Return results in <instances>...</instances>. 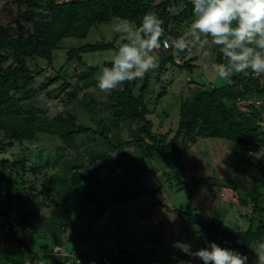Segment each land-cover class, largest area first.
Returning a JSON list of instances; mask_svg holds the SVG:
<instances>
[{"label": "trees", "instance_id": "1", "mask_svg": "<svg viewBox=\"0 0 264 264\" xmlns=\"http://www.w3.org/2000/svg\"><path fill=\"white\" fill-rule=\"evenodd\" d=\"M5 6L6 8L1 10L2 16L6 15L8 9L13 16L5 21L0 18V151L15 147L17 142L22 144L26 141H38L42 125L53 127L55 135L64 142V146H60L57 152L55 165L60 167L62 175L52 179L54 185L50 196L51 203L67 207L74 215L73 221L70 220L73 224L87 219L86 228L90 233L110 207L92 181L98 180L97 174L107 166H112L116 151L119 152V156L114 159V164L124 167L128 161L126 150L132 144H143L149 153H156L164 160L171 169L170 178L176 182L178 190H185L187 194L185 209L167 207L170 212L180 216L187 225L184 228V232H187L182 235L187 237L198 235L197 249L206 247L209 242L214 241L247 257L252 244L264 238L263 219L255 228L251 224L248 228L242 229L227 224L221 218H206L198 213L194 206L193 188L201 185L202 179L194 177L191 182L188 181L183 157L199 138L217 137L233 143V152L240 156L238 162L247 161L261 165L257 152L264 149V74H236L223 85L204 89L192 99H182L178 128L175 131L171 129L163 132L155 131L153 122L148 117L152 112L145 99L149 88V72L143 79L125 81L110 90L108 100L105 102L90 99L84 103V108L89 114L103 115L99 118L100 127L93 129L81 123L78 116L67 110V107L73 95L97 86L96 76L100 67L108 65L109 61L97 66L91 65L84 59L83 54L116 50L121 43L117 44L116 40L103 41L70 48L67 51V64L57 69L53 64L61 42L69 37L86 38L95 26L112 21H127L136 26L145 13L154 12L163 21L164 34L160 38V44L165 40L172 44L169 49H163L164 51L156 49L160 54L159 65L166 67L171 63L181 68H192L195 65L193 62L198 58L197 55H193L195 51L192 48L179 50L182 62L178 63L175 60L178 51L174 46L177 39L189 36L186 32L193 18L190 0H9ZM216 49L215 60L218 64L222 62V56L217 46ZM31 60H41L46 62V65L34 71L30 65ZM72 62H78L82 72L75 84L68 80L66 75V68ZM47 71H53L55 75L50 74L48 81L40 82L36 86L37 77ZM59 81H63L65 89L73 86L74 90L68 94L69 99H62L61 109L50 117L48 110L44 111L39 107L37 100L44 92L47 98H52L51 87ZM138 85L140 93L136 94L135 88ZM255 97L263 100L260 108L253 104H249L246 109L240 107L241 102ZM105 112L110 115L109 118H106ZM127 124L133 125L129 139L122 135L118 137L113 135V130ZM91 134L102 137L105 148L99 151L93 149V158L90 161L93 169L88 173L84 161L78 162L80 154L74 158L67 156L65 151L69 148L77 150L79 146L76 138ZM251 149L254 150L253 153H250ZM11 164L17 169L18 175L20 167L26 171L21 161H14ZM11 164L8 161L0 164V181L1 171ZM83 168L86 175L82 173ZM12 174L11 172V176ZM15 183V178L8 180L7 200L0 191V225L7 226L10 235L33 252L35 264H44L40 261L39 252L33 249V243L24 241L16 232L11 210L17 201H21L22 206L28 204L31 207L28 216L30 221L25 218L20 222L23 225L28 223L32 235L46 226L45 217L34 199L24 200L22 191H14ZM97 183L102 184L100 181ZM262 187L264 170L260 179H254L251 190L244 196L236 192L229 196L231 199L228 198L242 206L251 205L253 215L259 214L262 217L264 215V206L261 205L264 196ZM34 188L32 186L31 189ZM160 189L161 186L157 189L147 187L145 191L153 193L156 197ZM156 203L162 206L157 198ZM90 213L94 214L92 220L85 218ZM55 225L57 224L48 225L53 231L54 242L56 245L63 244L65 226ZM87 235L77 237L78 243L80 244ZM2 240L1 236L0 241ZM43 247L50 249L47 244ZM54 247L49 250L52 252L49 255L53 260L45 264H67V259L70 258L53 254ZM137 255L138 252L135 250L121 249L119 255L112 259V264H130L129 262L137 260ZM196 261L202 264L200 260Z\"/></svg>", "mask_w": 264, "mask_h": 264}, {"label": "rangeland", "instance_id": "2", "mask_svg": "<svg viewBox=\"0 0 264 264\" xmlns=\"http://www.w3.org/2000/svg\"><path fill=\"white\" fill-rule=\"evenodd\" d=\"M8 2L9 0H0V18L2 21L9 20L13 16L10 13V9L6 10V15L2 16L1 14V10L6 8L5 5ZM177 12L178 10H176ZM118 23L123 22L112 21L99 24L90 31L86 38L69 37L64 39L61 42V47L56 51L54 67L59 69L67 64V51L70 48L79 47L85 43L115 40L117 44H120L123 40V34L114 30ZM186 35L188 36L189 33ZM205 38L209 39L208 37ZM192 49L195 51L193 55L198 56L197 60L193 62L195 65L192 68H181L169 63L166 67L159 65L157 69L150 71L149 88L145 99L152 111L148 117L153 122L155 131L165 132L171 129L175 131L178 128L182 99H192L204 89L227 83V80H220L215 72L217 49L215 45L211 44L210 39L209 44L203 49L199 46H195ZM176 50L179 53L177 52L175 56L181 57L180 51L177 48ZM114 51L111 49L87 52L83 54V57L91 65L97 66L110 61ZM153 54L157 58L160 57L159 51L155 50ZM30 62L34 71L46 65V62L41 60H31ZM66 70L68 80L75 84L80 73H82L80 64L72 62ZM50 74L55 75V72L47 71L40 74L37 77L36 86L40 82L48 81ZM62 84L63 81H59L51 87L53 89L52 98H47L44 92L43 96L37 100L39 107L43 108L44 111L47 109L50 117L61 109L62 99H69L68 94L74 90L73 86L65 89ZM139 90L140 85L135 88V93H140ZM109 93L110 90L101 91L98 86L81 90L78 94L71 97L67 110L76 114L81 123L97 129L100 127L99 118L103 115L89 114L84 108V103L90 99L105 102L108 100ZM239 105L243 109L248 107L246 101L241 102ZM104 115L106 118L110 116L106 112ZM42 126L45 129L42 128V131L39 132L38 141H26L22 144L17 142L15 147L7 148L4 152L0 151V164L5 161L10 162V164L14 161H21L26 167V171L21 170L22 167L19 168L20 175L16 174L17 169L12 164L8 168L4 167L1 171L0 191L4 198L8 199L6 196L8 180L15 178L14 191H22L24 200L34 199L38 209L45 217L46 226L41 228L40 232L32 235L29 232L28 223L26 222L23 225L20 222V220H25V218L30 221L28 216L31 207L28 204L22 206V202L17 201V204L11 210V219L16 224V232L19 233L24 241L33 243V249L39 252V258L42 263L45 264L53 260V257L49 255L52 252L49 250L56 243L54 242L53 231L48 225L57 224L55 226H65L66 229V232L62 235L63 244L59 245L64 248L65 252L68 249H73L71 252L74 255L83 253L87 256L95 254L97 256V253L102 249L103 255L110 254L115 257L119 255L121 249H124L138 252L137 260L129 262L130 264H198L195 258L185 255L173 246L175 241H183L189 243L194 251L199 247L196 240L198 235L163 241L161 244H158L157 241L147 243L137 240L139 233L137 229L138 217L140 211L142 212L143 204L146 203V208L144 207L146 216L148 212H151L152 208L155 209L158 205L156 203L158 195L154 197V194L146 192L145 188L157 189L161 186L164 197L166 196L172 205L185 209L187 204L185 190H178L176 182L170 178V167L158 154L149 153L143 144L135 143L126 150V159L128 161L124 164V167H118L114 164V159L119 156V152L116 151L114 153L112 166H107L100 174H97L98 180L92 181V184L98 188V191L103 196L105 203L110 207L89 233L86 228L87 219H84V222L79 221L73 224L70 220L73 221L74 215L67 207L51 203L50 196L53 193L54 185L52 179L62 175L60 167L55 164L58 148L64 146V142L55 135L53 127L49 125ZM132 128V124L121 126L119 129L113 130V135L115 137L122 135L124 138L129 139ZM76 143L79 146L77 150L69 148L65 152L67 156L74 158L80 154L81 157L78 162L84 161L88 173H91L93 167L90 161L93 158V149H96V151L97 149L98 151L104 149V140L100 136L91 134L79 136L76 138ZM232 144V142L224 138L202 137L184 155L183 163L187 168L188 181L191 182L194 177L202 179L201 185L193 188L194 206L196 211L203 214L206 218L215 216L223 219L227 224L239 226L242 229L248 228L251 224L255 228L261 219L264 221V215L262 217L259 214L254 216L251 205L242 206L238 203H230L229 196H233L236 192H238V195L244 196L247 191L251 190L254 179H260L264 170V149L261 152H257L262 162L261 165L247 161L240 163L238 162L240 156L233 152ZM84 170L83 168L82 173L85 174ZM11 172L13 173L12 176ZM97 181L102 184L99 185ZM96 183L97 185H95ZM32 186L35 187L34 190L31 189ZM144 193L146 196H143ZM164 197L162 195L161 198L163 199ZM261 200V205L264 206V196ZM162 214L166 216L165 221L169 224L176 223L174 220L169 219L173 218L171 215L169 217V213ZM85 218L92 220L94 219V214L90 213ZM186 226L183 222V225L179 228L182 233L187 232H184ZM120 227L126 228L124 229L125 232ZM146 230L148 233L153 234L151 228L148 227ZM156 230L158 233L162 232L160 227ZM190 231L192 232V230ZM85 234L88 235L79 244L76 238ZM1 236L3 240L0 241V264H35L33 252L21 245L19 240H15L10 235L7 226L2 224L0 225ZM46 244L49 245L50 249H44L43 246ZM159 251L160 253L156 255L155 252ZM162 254L164 255L163 259L160 257ZM259 256L264 257V238L252 244L247 254V264H257ZM157 258L160 259L158 260ZM82 261L80 264H86L84 259ZM67 264H74V262L67 261Z\"/></svg>", "mask_w": 264, "mask_h": 264}, {"label": "clouds", "instance_id": "3", "mask_svg": "<svg viewBox=\"0 0 264 264\" xmlns=\"http://www.w3.org/2000/svg\"><path fill=\"white\" fill-rule=\"evenodd\" d=\"M192 20L188 37H180L174 46L190 50L209 44L219 48L222 62L215 65L220 80L236 74H264V0H190ZM163 21L154 12L145 13L140 23H118L115 31L123 40L106 66L96 76L101 91L113 90L125 81L143 79L159 67L154 51L164 34ZM175 248L202 264H247V257L212 241L206 247L192 250L191 245L175 241ZM257 264H264V257Z\"/></svg>", "mask_w": 264, "mask_h": 264}, {"label": "crops", "instance_id": "4", "mask_svg": "<svg viewBox=\"0 0 264 264\" xmlns=\"http://www.w3.org/2000/svg\"><path fill=\"white\" fill-rule=\"evenodd\" d=\"M159 50L164 51L161 47L159 48ZM139 192H142V191H139ZM160 194H162L164 197V194H163L161 189L158 191V194H157L158 200L162 203V205H164V206L166 205V207L157 205V207L155 209L152 208L151 212H148L147 213L148 215L146 216V213H144L145 208H146L145 207L146 203H145V204H143L142 212L140 211V215L138 217L139 221H138L137 229H138L139 233L137 236V240H139L141 242L145 241V242L149 243V242L157 241L158 244L159 243L161 244L163 241L166 242L168 240L180 239V238L187 237V236L182 235V231L179 229L183 225L182 218L180 216L170 212L167 209V206L170 208H173V207L176 208V207L174 205H172L170 201L167 200L166 196L162 199L161 198L162 195L159 196ZM143 196H146L145 193L143 194ZM230 203H231V201H230ZM154 211H155V213H154ZM152 212H153V214H152ZM158 212L161 214H159ZM162 213H164V214L169 213L168 214L169 217H171V216L173 217V218H169V219L174 220V222H176L177 224L176 223L169 224L168 222H166L165 221L166 216L163 215ZM123 227H125V226H123ZM123 227H120V228H121V230H123V232H125L124 229H126V228L123 229ZM148 227L153 230V234L147 232L146 229ZM159 227L162 230L161 233H158L156 230ZM101 250L102 249H100V252L98 251L99 253H97V256H95L96 254L87 256L86 254H83V253L79 254V256H83L85 258H98L99 260H102L104 257H107L110 255V254L103 255ZM159 253H160V251L155 252L156 255H158ZM163 256H164L163 254H162V256H160L161 259H163ZM109 257H111L112 259L114 258V256H112V255H110ZM157 259L159 260L160 258H157Z\"/></svg>", "mask_w": 264, "mask_h": 264}, {"label": "built area", "instance_id": "5", "mask_svg": "<svg viewBox=\"0 0 264 264\" xmlns=\"http://www.w3.org/2000/svg\"><path fill=\"white\" fill-rule=\"evenodd\" d=\"M172 46L171 42L169 40H165L163 42V44H160V47L162 49H169ZM181 58L182 57H176L175 60L178 63H181ZM246 103L249 104H253L255 105L257 108H260L261 105L263 104V100L255 97V98H249ZM263 121H264V113H263ZM254 150L251 149L250 153H253ZM53 254H58L60 256L63 257H69L70 259H67L68 261H73L74 263H82V259H84V261L86 262V264H112V258L107 256L104 257L102 260H99L98 258H85L83 256H79V255H74L72 252L68 251H64V248L61 245H55L54 250H53Z\"/></svg>", "mask_w": 264, "mask_h": 264}]
</instances>
